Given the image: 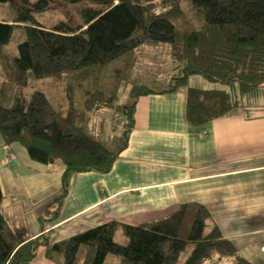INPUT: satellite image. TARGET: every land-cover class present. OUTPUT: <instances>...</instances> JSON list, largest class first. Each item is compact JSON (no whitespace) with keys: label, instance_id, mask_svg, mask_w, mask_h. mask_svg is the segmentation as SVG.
Returning a JSON list of instances; mask_svg holds the SVG:
<instances>
[{"label":"trees","instance_id":"1","mask_svg":"<svg viewBox=\"0 0 264 264\" xmlns=\"http://www.w3.org/2000/svg\"><path fill=\"white\" fill-rule=\"evenodd\" d=\"M54 2L87 4L81 24L60 21L45 26L36 20L35 12L49 10ZM5 4L10 5L11 18L0 20L1 136L5 145L25 147L33 161L61 162L64 168L62 193L40 218L43 230L60 214L74 174L111 171L128 146L140 96L173 92L187 85L192 75L238 85L241 101L226 90L189 88L187 119L193 126L234 108L255 105L259 94L264 97V0H0V5ZM18 30L16 52L9 53ZM144 45L171 48V80L168 88L159 91L144 84L132 86V104L120 108L126 119L122 136L109 147L91 135L95 126L87 125L86 115L112 105L99 87L104 67ZM73 72L77 74L68 82ZM49 77L65 85L63 102L54 104L42 90H34L23 101V88ZM90 78L95 84L85 90L79 107L73 85ZM3 203L0 187V264H32L42 246L48 247L50 257L60 256L58 264H107L108 260L178 264L186 250L183 264H252L199 203L183 204L169 217L136 226L116 221L99 224L53 245L45 231L29 239L14 232ZM119 230L127 243L116 241Z\"/></svg>","mask_w":264,"mask_h":264},{"label":"crops","instance_id":"2","mask_svg":"<svg viewBox=\"0 0 264 264\" xmlns=\"http://www.w3.org/2000/svg\"><path fill=\"white\" fill-rule=\"evenodd\" d=\"M191 87L140 96L128 146L111 171L74 174L60 214L45 230L40 218L62 193L63 164L33 161L25 147L5 145L1 136L0 187L10 228L26 239L45 231L53 245L99 224L136 226L199 203L241 256L264 264V98L193 126ZM59 262L42 246L32 264Z\"/></svg>","mask_w":264,"mask_h":264},{"label":"rangeland","instance_id":"3","mask_svg":"<svg viewBox=\"0 0 264 264\" xmlns=\"http://www.w3.org/2000/svg\"><path fill=\"white\" fill-rule=\"evenodd\" d=\"M11 1L20 2V0ZM86 3L88 6H95V4H92L90 1H86ZM86 5H71L63 2H54V4L50 5L49 10L41 13L35 12V17L36 20L45 26H50L60 21H65L72 26H78L82 22L81 11ZM9 6V4L0 5V20L11 18ZM20 38L21 35L18 30L12 43L7 48L9 53L16 52V46ZM171 52V48L165 45H144L138 49L135 54L115 60L104 67L99 87L105 90L108 97L112 99V105L103 106L99 111L90 114V116L86 115L87 125L93 124L95 126L94 132L90 130L94 138L109 147L119 141L124 130V123L126 122L125 115L120 111V108L132 104V86L144 84L148 88L155 90L168 88L173 74L170 57ZM7 60L10 61V58L7 57ZM1 70L2 68H0V81L2 80L1 75H3ZM76 74V72L69 74L67 81L73 80V76H76ZM82 81L83 79H80L73 85L77 99L76 104L79 103V107L81 106L82 99L85 97V90L93 88L95 84L94 78H90L83 83ZM187 84L204 90H206V88L226 90L232 94H236L239 101H241L242 98L238 85L232 87L230 85L210 82L200 75L190 76L187 80ZM63 86L65 87L62 80H55L50 77L32 81L27 88L21 90L23 101L26 102L34 90H42L54 104L63 102L66 96L63 91ZM261 97L262 96L259 94V99H261ZM244 101L246 100L244 99ZM116 241L121 244L127 243V237L122 230L117 232ZM188 254L189 250H186L181 255L178 264H183ZM85 255L86 254L83 252L81 254V259H83ZM115 263L114 260L111 262L108 260L107 262V264Z\"/></svg>","mask_w":264,"mask_h":264}]
</instances>
